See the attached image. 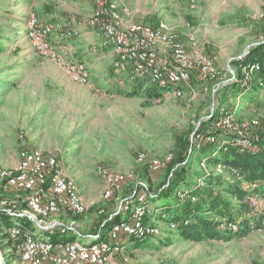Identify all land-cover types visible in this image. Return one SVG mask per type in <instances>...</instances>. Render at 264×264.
<instances>
[{
    "label": "rangeland",
    "instance_id": "1",
    "mask_svg": "<svg viewBox=\"0 0 264 264\" xmlns=\"http://www.w3.org/2000/svg\"><path fill=\"white\" fill-rule=\"evenodd\" d=\"M123 3L129 8L133 22L157 25L164 21L180 32L182 39L187 38L188 32L194 33L223 71H236L233 61L262 41L264 35V21L260 18L264 0H123ZM76 5L75 0H0V164L15 163L18 151L24 147L39 148L48 156H57L79 187L91 184L87 194L96 203L87 204L86 213L78 218L70 217L80 231L90 232L101 218L99 209L118 212L121 201L139 186H148L152 179L157 185L148 186L151 193L169 173L167 166L159 172L149 171L148 163L138 160L139 153H146L148 159L164 158L174 154L183 139L189 138L191 144L182 165L188 162L189 168L200 169L201 154H192L193 137L200 122L212 115L220 103L219 114L227 108L225 112L241 120L249 121L264 114V89L252 87L238 98L242 89L233 90L231 85L220 88L216 84L212 89L210 81L194 73L189 85L182 86L181 96L168 91L151 96L146 92L151 84L148 80L142 81L144 86L136 94L128 96L119 93L118 88L128 89L133 84L119 83L124 76L115 72L113 57L90 49L84 61L93 64L92 86L75 82L65 66L34 50L26 28L30 14L43 23L71 21L75 28L85 26L90 14H78L73 10ZM76 36L57 42L67 45L70 57L82 60L83 56L73 46ZM191 89L194 96L189 94ZM99 164L133 174L111 202L102 196L104 182L96 172ZM171 175L172 172L168 179ZM168 200L157 199L150 204L167 201L168 205H175L179 201ZM155 209V206L151 209L147 220L159 221L163 234L129 240L130 264H264V230L243 237L192 241L171 230L169 221H163L161 214L156 216ZM40 235L49 238L48 233ZM61 236L84 242L88 239L71 231ZM8 242L0 230L5 258L11 263L20 261L16 252L8 249L11 246Z\"/></svg>",
    "mask_w": 264,
    "mask_h": 264
},
{
    "label": "built area",
    "instance_id": "2",
    "mask_svg": "<svg viewBox=\"0 0 264 264\" xmlns=\"http://www.w3.org/2000/svg\"><path fill=\"white\" fill-rule=\"evenodd\" d=\"M93 2L95 6L85 23L96 32L101 46L112 49L114 70L125 77L119 80L120 84L141 80H148L159 86L172 84L174 88L168 92L181 96L184 94L182 86L189 85L193 74L197 73L201 79L216 81L215 86L220 88L238 81L242 88L238 98L254 85L264 89V59L246 63L241 67L239 75L233 69L223 71L207 54L194 33L188 32L187 41H184L181 33L169 28L164 21L157 25L142 22L124 25L116 1ZM260 18L264 21V8ZM77 34L71 21L43 23L35 14H30L27 21L26 35L34 50L65 66L73 81L92 86L89 64L70 57L67 45L57 42L66 41ZM93 49L96 50V47ZM189 94L194 96L193 89ZM263 126L264 114L248 121L238 119L235 114L224 110L211 123V134L204 137L199 133L196 139L216 141L217 137L212 131L221 130L231 133L232 140L242 150L254 148L257 141L256 130ZM172 159L173 153L164 158L151 159L144 152L138 155V160L146 161L153 172L164 169ZM199 165L200 170L205 173L227 175L234 180L242 179L236 168L220 161L210 165L206 158H201ZM96 172L104 182L102 196L105 200L121 191L125 182L133 177L132 173L123 174L103 164L96 166ZM196 183L198 186L205 185L202 177ZM1 186L24 194L21 199L0 197V230L10 240L9 250L18 254L22 264H130L127 248L129 238L144 239L163 234L159 221L147 220L152 211L147 202V193L142 190L137 203L130 197L121 201L118 212L123 211L126 217L112 224L105 240H99L100 233L90 234L86 242L79 238L52 240L55 234L62 235L68 231L81 236L74 219L64 220L59 216L83 215L88 206L76 179L66 173L59 158L47 156L38 148L20 149L18 162L14 166L0 164V189ZM256 186L257 183L252 182L247 187L254 189ZM177 196L181 200L186 197L197 200L196 196L189 195L184 188L178 190ZM245 199L254 211L264 209V196L260 193L251 189ZM154 214H161L163 221L167 218V213L162 208H156ZM3 215L7 216L6 220ZM11 219L16 221L9 222ZM169 224L171 230L176 229L175 222ZM228 225L236 227L232 223ZM263 230L264 224L255 231ZM43 232L48 233L49 238L41 237Z\"/></svg>",
    "mask_w": 264,
    "mask_h": 264
},
{
    "label": "trees",
    "instance_id": "3",
    "mask_svg": "<svg viewBox=\"0 0 264 264\" xmlns=\"http://www.w3.org/2000/svg\"><path fill=\"white\" fill-rule=\"evenodd\" d=\"M263 59L264 41H260L252 46L244 57L233 61V64L237 68L235 72L239 75L243 65L251 61H262ZM142 81L131 83L133 85L128 89L120 87L118 91L119 93L132 96L137 93L139 88L144 86ZM210 82L213 89L216 81ZM230 85L233 87V90L236 88L242 89L240 83L236 80L226 86ZM173 88L174 85L172 84L159 86L151 83L150 86L146 87V92L151 96H161L164 92L170 91ZM253 88L258 89L259 87L254 85ZM221 109L222 103L214 108L212 115L200 122L193 137L192 154L194 152H196L195 155L200 153L201 158H206L210 165L220 161L227 166L236 168L242 175L241 180H234L227 175L205 173L194 167L189 168L188 162L182 165V162L187 158L186 149L191 144L188 138L183 139L181 147L176 148L177 150L173 154V159L167 164L169 173L158 184L155 191H151L150 193L148 186L154 187L157 184H154V181L149 179L148 186H139L128 196L134 203H137L139 192L144 190L147 193V202L149 204L157 199L160 201L162 198L169 199V202L173 201L172 199H177L180 188H184L189 195L196 196V201L191 200L189 197L183 200L178 198L179 201L175 205H168L166 203L158 206L167 213L166 222L176 223L175 233L192 241H200L205 238L221 239L228 236L243 237L258 230L264 224V209L262 211H254L250 203L245 199L246 195L251 192V189L264 196V126L256 130L257 141L254 148L242 150V147L232 140L231 133L221 130L212 131V134L217 137L216 141L197 140L196 135L199 133L204 137L208 136L211 123L218 116ZM225 110L228 109L226 108ZM223 141L226 142L223 143ZM171 172L172 175L168 179ZM201 177L204 179L205 185L198 186L193 179ZM252 182L257 183L254 189L247 187ZM113 200H115L114 196L105 201L111 202ZM101 210L104 211L101 214V218L97 221L96 229L93 232L97 233L100 231L101 238L99 240H105L112 224L121 220V216L124 213L123 211L117 212L116 209L106 210L103 208L99 209V212ZM76 217L78 218L79 216ZM3 219L6 220L7 216L3 215ZM229 223L235 224L236 227H230ZM129 239L144 240L133 237ZM8 244L11 243L8 242ZM8 262L12 264L11 261Z\"/></svg>",
    "mask_w": 264,
    "mask_h": 264
},
{
    "label": "crops",
    "instance_id": "4",
    "mask_svg": "<svg viewBox=\"0 0 264 264\" xmlns=\"http://www.w3.org/2000/svg\"><path fill=\"white\" fill-rule=\"evenodd\" d=\"M77 1V4L76 7L73 9L75 12H78V14H81V15H88V14H91L95 4L93 2V0H75ZM113 1H116L117 4L119 5V8H120V11H121V14H122V22L124 25L126 24H129V23H132L133 22V18L132 16L129 17L130 15V11H129V8L126 6L125 3H123V0H113ZM75 17V16H73ZM47 22V21H46ZM76 22H74L73 24H75ZM76 29H77V32H78V39L75 42V45L74 48H75V51L76 52H79L80 55L83 56V59H87V54L85 55L86 51L87 50H93L94 52H103L105 55H111L113 57V60H114V53L112 51V49L108 46H101V41L99 39V37L97 36L96 32L94 30H90V28L86 25H81V26H76ZM185 41H187V38H183ZM90 47V48H89ZM94 47H96V50L93 49ZM101 54V53H100ZM87 62V61H86ZM88 63V62H87ZM113 63V62H112ZM89 66H90V70H91V81H92V78H93V70L91 67H93V64L91 63V61L88 63ZM39 149V148H38ZM43 151V150H42ZM44 152V151H43ZM45 154V153H44ZM46 155V154H45ZM48 156V155H47ZM18 162V159L15 163L11 164V165H4V166H14L16 165ZM2 165V164H1ZM194 181V179H193ZM184 187V186H183ZM80 190L81 192H83V197H84V200L85 202L90 205V204H94L96 203L95 202V198L93 200L90 199L89 195L87 194V192H89L91 190V184L89 183L88 184V187H86L85 184H80ZM86 193V194H85ZM24 196L23 193H20V192H16L12 189H9L7 188L6 186H1V189H0V197H9V198H14V199H21L22 197ZM167 202V201H166ZM166 202H161V203H156V204H152L154 205L156 208H159L158 206H161L163 204H165ZM161 204V205H160ZM152 205L150 204V207H152ZM153 206V207H154ZM153 207L151 209H153ZM126 217V214H124L122 218H125ZM59 218H62L64 220H70V216H59ZM79 224L80 225H83V222L80 220L79 221ZM81 229V228H80ZM82 231V230H81ZM81 231L79 230L80 234L82 236H84L85 238H87V236H89L90 234H93L94 232L93 231H88V232H85V231ZM75 235H77V233L73 232ZM53 238H56V239H53ZM65 238H63L61 236V234L57 233L55 234L53 237H52V240H64ZM71 239H74V238H71ZM88 241V239L85 240V242ZM10 249V248H8ZM22 264L21 261H18V262H15L14 263L12 262V264Z\"/></svg>",
    "mask_w": 264,
    "mask_h": 264
},
{
    "label": "water",
    "instance_id": "5",
    "mask_svg": "<svg viewBox=\"0 0 264 264\" xmlns=\"http://www.w3.org/2000/svg\"><path fill=\"white\" fill-rule=\"evenodd\" d=\"M249 51L246 50V52L244 53V56L248 53ZM242 56V57H244ZM97 233H100L97 232ZM0 264H9L8 260L5 258V255H4V251H3V247L1 246L0 244Z\"/></svg>",
    "mask_w": 264,
    "mask_h": 264
},
{
    "label": "bare ground",
    "instance_id": "6",
    "mask_svg": "<svg viewBox=\"0 0 264 264\" xmlns=\"http://www.w3.org/2000/svg\"><path fill=\"white\" fill-rule=\"evenodd\" d=\"M122 219H123V218H122ZM11 221L13 222V221H16V220H12V219H11L9 222H11Z\"/></svg>",
    "mask_w": 264,
    "mask_h": 264
}]
</instances>
